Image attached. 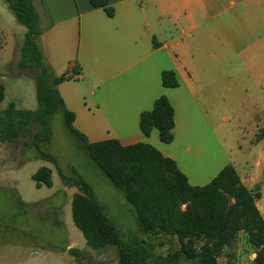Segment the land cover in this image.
I'll list each match as a JSON object with an SVG mask.
<instances>
[{
	"label": "crops",
	"instance_id": "0c3cea01",
	"mask_svg": "<svg viewBox=\"0 0 264 264\" xmlns=\"http://www.w3.org/2000/svg\"><path fill=\"white\" fill-rule=\"evenodd\" d=\"M38 2L41 11L34 1L37 11L49 19L40 38L55 75H72L80 66V74L58 84L57 90L75 114V128L89 142L148 143L179 163L174 155L163 152L152 137L154 130L149 137L141 131L140 116L153 108L156 99L166 96L174 107L176 141L184 133L186 139L199 138L190 118L194 103L213 131L219 123L210 117L211 107L215 111L217 106L220 112L224 103L225 110H235L234 90L222 92L220 79L226 75L234 84L245 76L248 86L257 79V86L264 88V70L252 69V63H264V0H110L112 17L90 0ZM45 38H52L50 45ZM101 47L107 51L99 59ZM224 65L229 69H222ZM163 71L175 72L177 88L163 86ZM76 81L93 89L89 99L74 85ZM256 103L264 107V98ZM254 105L252 101L249 107ZM259 129L262 139L264 112L255 115L251 141ZM201 153L199 146L195 154ZM187 176L192 185H200ZM75 192L67 209L70 205L72 209Z\"/></svg>",
	"mask_w": 264,
	"mask_h": 264
},
{
	"label": "rangeland",
	"instance_id": "374dc122",
	"mask_svg": "<svg viewBox=\"0 0 264 264\" xmlns=\"http://www.w3.org/2000/svg\"><path fill=\"white\" fill-rule=\"evenodd\" d=\"M34 1L41 11L38 0ZM40 18V28L44 29L49 25V19L43 13ZM26 32L25 26L18 21L6 0H0V83L6 86V97L1 105L3 108L11 102L19 109L39 108L36 89L41 70L20 66ZM45 40L50 45L52 38ZM37 42L42 49L44 40L38 36ZM106 51L101 47L99 59L103 58ZM45 62L49 65L46 58ZM222 69L228 70L229 67L224 65ZM252 69L255 72L264 70V63H252ZM256 81L252 82L254 86H248L245 84V76L238 77L235 84L227 75L220 79L223 94H226L224 92L227 89H233L236 101L232 104L235 110H225L224 103L220 104V107L223 106L220 112L217 106L215 111L209 107L211 111L208 113H212L210 117L213 116L219 123L218 130L213 131L199 106L194 103L190 109V118L195 128H198L199 138L186 139L184 133L171 144H165L160 141L158 130H154L152 137H155L154 140L165 154L177 158L181 170L189 174L192 180L195 178L193 182L199 186L210 183L228 164L233 165L245 185L261 193L257 205L264 217L262 129L251 141L255 115L264 112L263 104L256 103L258 99L264 98V88L258 87ZM74 85L81 89L85 97L90 98L93 89L86 82L76 81ZM223 97L221 101H224ZM252 101H255L253 109L249 107ZM226 117L227 121L224 120ZM49 123L51 139L44 143L43 149L56 158L59 169L40 158L33 145L25 144V140H33L30 135L16 142L0 141V264H120L116 247L91 248L75 226L71 205L67 209L66 204L78 188L66 185L63 178V175L76 177L72 170L92 185L96 197L106 206L124 241L127 242L133 236H141L154 253L163 257L171 256L181 249V243L175 236L164 233L141 234L134 208L126 201L122 191L91 160L83 141L70 134L61 111L54 112L49 117ZM41 129V123H36L34 130ZM199 146L202 153L196 155L195 150ZM188 147L191 148L190 152ZM41 167L54 170L52 188L36 187L32 175ZM17 194L24 204L16 197ZM71 249L78 252L71 253ZM255 259V249L249 244L247 234L241 232L235 245L226 248L218 262L254 264ZM181 264H191V261L183 258Z\"/></svg>",
	"mask_w": 264,
	"mask_h": 264
},
{
	"label": "trees",
	"instance_id": "16d2710c",
	"mask_svg": "<svg viewBox=\"0 0 264 264\" xmlns=\"http://www.w3.org/2000/svg\"><path fill=\"white\" fill-rule=\"evenodd\" d=\"M6 2L27 30L20 66L39 68L41 76L36 89L37 110L19 109L14 102L3 108L6 86L0 83V141L16 142L30 135L33 140H25V144L33 145L40 158L59 169L56 158L43 146L51 139L49 117L61 111L70 134L83 141L91 160L134 208L141 234L175 236L182 247L175 254L163 257L154 253L141 236L124 241L92 185L75 170H72L76 175L73 178L61 173L66 185L78 188L72 196V218L88 246L93 249L116 247L120 264H181L183 258L191 264H219L224 250L234 246L238 235L244 232L256 252L254 264H264V217L257 206L261 193L249 189L231 164L207 185L194 186L174 159L151 144L124 146L114 139L89 142L75 128V114L66 108L57 90L58 84L80 74V66L77 65L73 75L57 77L45 62L44 52L37 42L45 29L40 28L41 18L34 0ZM90 2L94 7L103 8L109 17L114 15L110 0ZM162 83L167 88L179 86L173 71L162 72ZM36 123H41V130H34ZM140 128L146 137L156 129L161 142L174 141L175 110L166 96L156 99L151 110L142 112ZM52 173L51 168H39L32 175L36 187H53ZM70 252L78 251L71 249Z\"/></svg>",
	"mask_w": 264,
	"mask_h": 264
}]
</instances>
